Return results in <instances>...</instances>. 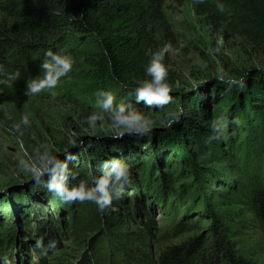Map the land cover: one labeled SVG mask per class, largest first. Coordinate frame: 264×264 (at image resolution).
<instances>
[{"label": "rangeland", "instance_id": "1", "mask_svg": "<svg viewBox=\"0 0 264 264\" xmlns=\"http://www.w3.org/2000/svg\"><path fill=\"white\" fill-rule=\"evenodd\" d=\"M204 12L194 0H166L156 47L168 46L164 64L172 92L202 91L201 103L212 110L213 95L206 93L212 85L225 86L250 70L264 72V45L240 38ZM221 69L225 82L218 79ZM79 85L67 74L55 89L36 96L20 91L0 98V264H226L231 257L264 264V227L246 199L264 185V132L234 118L232 110L222 115L226 139L210 153L195 142L156 152L153 160L161 165L148 176L146 161L144 173L137 170L120 202L113 199L103 213L91 202L69 204L44 193L41 183L48 177L37 184L21 161H35L45 150L70 160L80 138L129 136H115L107 114L96 106L97 94L73 97L77 88L83 90ZM137 111L151 121L149 137L173 131L163 113L150 107ZM93 112L101 118L89 126L86 118ZM24 115L29 125L22 124ZM141 138L130 135L127 141ZM53 240L56 247L49 249Z\"/></svg>", "mask_w": 264, "mask_h": 264}, {"label": "trees", "instance_id": "2", "mask_svg": "<svg viewBox=\"0 0 264 264\" xmlns=\"http://www.w3.org/2000/svg\"><path fill=\"white\" fill-rule=\"evenodd\" d=\"M165 2L0 0V98L25 91L27 81L41 74L45 53L51 50L66 54L74 61L68 74L83 90L77 88L73 97L83 98L84 92L88 95L107 91L112 92L117 101L130 102L136 110L148 108L136 103L130 92L148 78L145 68L152 53L158 51L157 26L163 19ZM222 3L223 11L217 8V0H203L199 7L204 14L223 20L227 28L240 38L264 45V0H222ZM238 81H243V89L237 85H212L206 92L213 95L212 110L201 103L202 91L195 94L182 90L171 92L172 101L164 108L151 107L164 115L166 112L178 115V121L170 126L173 131L168 134L163 131L132 141H127L130 135L120 139H78L79 149L69 153L71 159L59 160L66 165L69 174L67 187L72 188L81 181L93 186L94 180L102 175V165L113 160L127 164L130 172L127 185H131L137 170L144 173L146 161L148 176L155 164L161 165L160 159H153L163 149L182 145L191 147L195 142L200 150L210 153L212 145L221 142H206L214 135L210 123L228 110L233 111L234 118L256 123L264 132V72L250 70L240 75ZM170 85L175 88L173 83ZM150 143V151L144 156L140 151ZM73 174L75 179L71 178ZM45 184L41 183L44 193L47 191ZM246 199L251 213L264 227V185L251 189ZM116 202L120 201L115 199L113 204ZM107 224L119 227L117 220H109ZM119 236L125 242L129 241L127 233ZM226 264L250 263L231 257Z\"/></svg>", "mask_w": 264, "mask_h": 264}, {"label": "clouds", "instance_id": "3", "mask_svg": "<svg viewBox=\"0 0 264 264\" xmlns=\"http://www.w3.org/2000/svg\"><path fill=\"white\" fill-rule=\"evenodd\" d=\"M202 3L203 0H196ZM217 8L224 10L222 0H217ZM168 46H164L160 50L152 53L151 59L145 68V75L148 77L130 92V96L134 97L136 103L144 102L146 106L158 109L164 108L171 103L173 91L172 86L167 82L168 70L164 64ZM46 59L41 63V74L36 78L29 79L26 84L25 95L33 97L44 90L55 89L62 77H65L72 71L74 61L66 54H60L51 50L45 53ZM218 79L225 82V73L221 69L218 73ZM229 86L237 85L243 89V81L233 78L227 80ZM179 85H177L178 87ZM54 94V93H53ZM115 97L111 92L99 91L97 93L96 106L101 113L107 114L111 121V127L116 137H123L125 134L144 137L151 132L152 124L146 116L138 112L133 105L129 103L114 104ZM167 125L171 126L178 121V115L175 112H166ZM101 118L100 113L93 112L86 118L89 126L96 124ZM22 124L29 125L30 121L27 115L22 117ZM232 123L238 124V120ZM228 121L224 116L214 118L210 123L211 131L214 133L207 143L212 140L220 141L226 139V129ZM19 130L20 125H16ZM24 170L30 173L31 177L37 184L43 181L45 176L48 177L45 187L47 191L59 197L65 203L73 202H91L97 206L99 211L103 213L113 202V199H119L121 191L126 183L129 182L130 172L126 163L121 160H113L105 162L102 165V175L94 180L93 186L89 187L83 181L78 185L68 188L69 174L66 171V165L62 164L55 156L51 155L47 150L38 155L35 161H21ZM75 179V175L71 176ZM41 246V242H37V247ZM56 242L50 241L48 248L54 249Z\"/></svg>", "mask_w": 264, "mask_h": 264}]
</instances>
